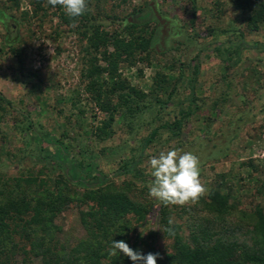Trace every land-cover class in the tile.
<instances>
[{
    "label": "rangeland",
    "instance_id": "rangeland-1",
    "mask_svg": "<svg viewBox=\"0 0 264 264\" xmlns=\"http://www.w3.org/2000/svg\"><path fill=\"white\" fill-rule=\"evenodd\" d=\"M195 1L194 22L190 0H88L85 18L69 24L62 19L66 13L60 5L45 1L35 8V0H0V191H12L13 197L24 193L31 204L47 192L62 198L52 219L51 243L57 250L70 251L95 232V239L102 240L101 252L108 254L113 240L128 244L136 240L142 253L152 246L158 258L170 253L172 240L162 232L160 201L149 195L147 185L153 179L150 157L171 148L199 156L204 196L219 187L229 193L231 206L228 214L217 215L205 210L200 199L170 205L169 219L181 226L184 240L193 224L213 216L221 228L216 229L243 240L252 212L258 207L264 212V47L254 46L264 45V20L252 28L248 12L234 0ZM146 4L155 10L159 42L149 60L119 62L117 72L125 87L116 89L111 100L116 103L117 94L127 86L148 96L137 99V109L129 104L132 113L121 106L105 136L100 127L108 114L86 91L91 56L105 63L89 47L84 26L118 30L134 9ZM5 24L14 25L11 34ZM9 35L14 36L10 43L15 52L9 49ZM241 40L238 54L226 52ZM196 62L198 108L184 121L179 137L160 129L156 140L142 148L153 127L174 120L180 108H187L191 93L187 81ZM96 78L111 82L106 73ZM172 89L165 104L155 102L154 95L164 100ZM94 174H106L108 186L127 188L134 201L151 204L149 211L144 217L127 213L104 237L100 229L91 232L83 217L92 221L85 215L92 204L85 196L97 188ZM12 239L17 247L28 248L20 235ZM18 250L13 262L23 264ZM28 256V264L40 262L39 257ZM117 256L119 264L134 263L118 250Z\"/></svg>",
    "mask_w": 264,
    "mask_h": 264
},
{
    "label": "trees",
    "instance_id": "trees-1",
    "mask_svg": "<svg viewBox=\"0 0 264 264\" xmlns=\"http://www.w3.org/2000/svg\"><path fill=\"white\" fill-rule=\"evenodd\" d=\"M35 1V8H40L43 2H47V0ZM190 1L193 6L190 22H194L196 1ZM234 1L239 8L248 12L246 20L252 28L257 27L264 20V0ZM80 17L85 18L84 15ZM62 19L71 24L78 17L70 18L64 15ZM152 22L155 25L149 28ZM5 26L11 34L14 25L5 24ZM84 28L83 35L87 38L89 47L98 52L101 60L105 63L102 65L98 62L99 60L97 61L95 55L91 56L90 66L86 72L88 79L86 91L96 106L108 114L103 120V126L100 127L106 136L110 133L108 127L114 121L115 113L121 106L127 107L132 113L133 110L129 104H135L138 98L143 99L148 96L147 93L138 91L135 87L127 86V91L119 92L117 94L118 101L112 103L111 94H114L116 89L125 87L117 72L118 64L121 61L133 64L137 59L149 60L151 50L159 42L160 28L155 10L149 4L134 9L129 14L127 22L118 30L111 32L98 25L84 26ZM13 37L12 35L7 37V43L11 50L13 46L10 40ZM242 43L241 40L233 48H227L226 52L238 54ZM110 45L113 48L111 51L109 50ZM254 46L264 47L259 42H255ZM13 50L15 52V49ZM216 50L220 51L218 47ZM199 67V62L193 64L192 76L187 81L191 88L187 108H180L179 116L174 120L164 121L157 127H153L143 138L142 148L156 140L160 129L167 130L173 137L181 135L184 121L198 108L195 103L197 97L194 92V82L199 73ZM104 73L108 75L110 83L106 80L99 81L96 78V75ZM172 93L173 89L168 92L164 100L154 95L155 102L161 105L165 104L170 100ZM0 99H3L1 94ZM135 105L137 109L139 106ZM64 147L67 148V146ZM121 167H126L125 170L129 169L127 165ZM74 177L75 180L80 181L79 175L76 174ZM92 179L97 181V188L89 190L85 196L92 202L91 210L85 213L92 218V221L89 220V222L85 216L83 217L86 224L90 226L91 232L93 228L100 229L104 237L111 224L126 216L127 213L131 212L138 217H144L149 211L151 204L147 207L134 201L129 196L127 188L108 186L109 178L106 174L102 176L94 174ZM262 186L264 188V182ZM11 193L12 191L7 194L0 191V264H15L13 258L19 251L18 249H21L24 256L23 264H28V255L39 257L38 264H119L120 258L117 254L109 255L108 250L101 252L100 242L102 240L95 239V232L91 234L93 238L83 240L70 251L57 250L56 244L51 243L53 241L52 219L63 204L60 196L52 198L51 193L47 192L45 196H39L34 204H31L30 200H26L24 193H19L14 197ZM200 201L205 210L217 215L228 214L231 209L228 202L229 193H223L219 187H213L206 196L200 198ZM170 205L172 204L164 205L160 202L159 209L162 232L172 240V251L167 253L164 258L157 257V264H264V212L259 207L252 212L251 224L246 228L247 237L243 240L226 235V230L220 232L221 228L216 225L215 216L210 220L202 219L198 222L200 224H193L188 238L184 240L179 232L181 226L172 223L169 219ZM203 222H206L207 225H201ZM14 234L20 235V238L27 242L28 248L25 244L17 247V242L12 239ZM129 246L140 252L138 241L135 240ZM149 252L155 253V249L148 246L141 253L146 255ZM104 258H108L109 261H103Z\"/></svg>",
    "mask_w": 264,
    "mask_h": 264
},
{
    "label": "clouds",
    "instance_id": "clouds-1",
    "mask_svg": "<svg viewBox=\"0 0 264 264\" xmlns=\"http://www.w3.org/2000/svg\"><path fill=\"white\" fill-rule=\"evenodd\" d=\"M48 4L63 7L66 15L77 18L88 11V0H47ZM166 138V137H165ZM152 180L147 185L149 195L164 205L195 204L207 192L201 179V161L191 151L178 148L162 150L148 161ZM143 234V233H142ZM117 250L129 257L134 264H157L159 253L146 255L134 250L124 240L112 241L109 254Z\"/></svg>",
    "mask_w": 264,
    "mask_h": 264
}]
</instances>
